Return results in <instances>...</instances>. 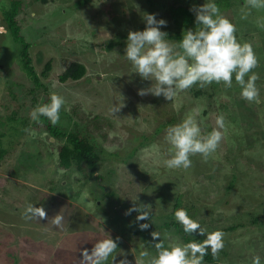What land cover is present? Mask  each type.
Returning <instances> with one entry per match:
<instances>
[{
	"label": "rangeland",
	"instance_id": "374dc122",
	"mask_svg": "<svg viewBox=\"0 0 264 264\" xmlns=\"http://www.w3.org/2000/svg\"><path fill=\"white\" fill-rule=\"evenodd\" d=\"M9 1L0 0V27L7 31V35H0V150H5L0 153V178L6 179L5 185L0 186V264H79L83 249H91L98 239L117 237V251H120L116 255L125 253L135 264L141 252L155 255V249L149 244L153 231L159 232L162 238L165 233H171L183 242L184 233L175 228L165 229L167 223L176 222L174 213L179 195L182 203H178V209H186L194 220L208 215L206 219L214 230L246 224L225 233L224 240L230 246L224 242V250L229 255L221 256L219 264H243L247 260L251 264L258 242V252H264L260 249L264 244V238L259 237L262 232L246 223L258 213L264 214V158L258 161L253 157L260 148L264 156V96H260L262 106L257 110L251 107L249 111L244 104L233 106L229 95L222 96L219 102L209 96L198 98L193 93L197 86L193 87L194 91L188 90L190 93L178 95L182 101L178 106L163 97H141L138 90L150 86L151 82L142 81L123 58L127 39L121 38L123 45L108 48L116 37L145 25L146 14H155L157 20L164 19L167 26L161 31L170 38L176 32L170 6L177 0H48L47 3L20 0L21 10L15 18L19 36L30 44L32 66L46 90L31 81L22 69L23 46L13 36L4 14L6 8L13 7ZM217 1L212 0L216 4ZM205 2L209 0H180L177 5L191 9ZM244 3L245 0H233V5L221 12L236 25L238 39L252 44L259 59L258 68L264 70V29L256 24L257 19L264 18V9H254L242 20ZM48 63L51 71L44 77L42 72ZM72 63L85 65L86 76L80 81L61 83L59 76ZM260 82L263 85L259 91L264 87V80ZM221 89L225 90L219 86L215 97L222 95ZM52 91L67 102L57 125L90 135L101 156L96 172L85 181L86 194L81 196L65 195L66 191L74 193L77 180L68 181L67 173L60 175L54 169L59 148L66 142L51 138L48 145L49 133L39 135L37 130H32L31 134H24L17 130L22 129L19 127L22 112L29 114ZM117 104L122 109L114 115L110 109ZM18 108H21L19 116L16 115ZM251 109L259 117L244 130L233 128L231 131L227 127L218 149L207 162L196 155L191 157L192 167L186 171L165 167L164 161L170 158L166 130L179 123L185 114L191 113L202 134H207L216 127L217 115L223 113L227 122L232 116H249ZM15 115L16 122L12 120ZM96 116L97 122H94ZM243 133L247 136L240 139ZM143 137L147 140L141 147ZM239 154L255 160L241 161ZM234 173L239 174L243 185L237 184V188L228 192L226 187ZM77 175L80 179L81 174ZM177 175L181 178L186 175L187 182L183 184ZM49 187L56 188L57 193L45 199ZM80 198L87 211L74 207V216L69 211L63 215L60 201L77 204ZM28 204L44 207L47 219L40 222L22 219ZM134 204L149 205L150 220L139 222L149 223L147 230H140L136 221L138 213L125 215ZM57 214L64 217L63 230L50 226L49 220ZM81 215L86 219L85 227L79 224ZM205 222L201 226L211 230ZM72 224L79 226L71 229ZM40 241L42 250L31 246ZM245 246L249 249L242 250ZM122 258L117 256V261ZM260 258L263 264L264 257ZM144 259L147 261L148 257Z\"/></svg>",
	"mask_w": 264,
	"mask_h": 264
},
{
	"label": "clouds",
	"instance_id": "9594fccd",
	"mask_svg": "<svg viewBox=\"0 0 264 264\" xmlns=\"http://www.w3.org/2000/svg\"><path fill=\"white\" fill-rule=\"evenodd\" d=\"M264 9V0H245L241 8V19L246 20L252 10ZM195 15V29L189 28L182 33V39L171 43L168 34L161 31L167 26L164 19L157 20L155 14L144 16L145 28L142 31H129L123 58L132 66L135 74L142 81H149L150 86L138 90V95L163 97L170 102L183 92L198 86L201 89L213 83L230 89L233 84L240 88V97L248 103H261L260 91L257 87L259 74L254 71L259 66V59L251 43L241 42L237 37V27L221 13L219 6L209 0L201 6L190 9ZM257 27L264 29V18L257 19ZM0 35H7L5 28L0 27ZM63 96L55 91L49 93V102L38 104L29 113L32 121L39 122L45 117L53 126L60 121L61 110L66 105ZM120 105L113 106L110 111L115 115L121 111ZM216 127L207 134H202L201 127L191 113L177 124L169 126L165 140L169 144L170 158L164 161L169 170H188L192 167L191 157L200 155L205 162L216 152L227 131L226 117L223 113L215 118ZM31 134L30 129H25ZM152 147H156L153 145ZM146 151V150H144ZM149 205L141 204L129 208L125 215L138 213L136 221H148L151 218ZM25 221L47 219L44 207L28 204L21 214ZM175 221L183 232L192 237H204L184 243L165 233L163 238L159 232H151L150 246L155 255L144 251L135 264H204L205 257L211 251L214 259L225 248V233L220 230L209 232L201 224L192 219L187 210L180 208L174 213ZM52 225L63 230L64 217L61 214L51 218ZM149 223H139L140 230H147ZM119 237L98 239L91 249L81 251L79 264H132L124 253L114 255L118 249ZM117 256L123 257L117 261ZM145 257H148L145 261ZM251 264H261L259 255H253Z\"/></svg>",
	"mask_w": 264,
	"mask_h": 264
},
{
	"label": "trees",
	"instance_id": "16d2710c",
	"mask_svg": "<svg viewBox=\"0 0 264 264\" xmlns=\"http://www.w3.org/2000/svg\"><path fill=\"white\" fill-rule=\"evenodd\" d=\"M178 1H180V0H177L174 5L170 6V12H171L172 18L176 24V32L174 35H170V38L168 35V38L174 40V42L180 41L182 39V33L185 30H187L189 28L195 29V27H196V25L194 24V20H195L194 13L192 11H190V9L187 8L186 6L177 5ZM9 2L12 3L13 7L12 8H6L4 14L6 16V20L9 24V27L11 28L13 36L23 46L22 51L20 52L21 61L23 62L21 64L22 69L29 76L31 81H33L36 85H38V87H41L44 90H46V87L40 84L39 76H38L37 72L35 71V68L32 66V58H31L30 53H29L30 44L25 40V38H23V36H19L20 35V28H19L18 22L15 18L21 10L19 7L21 4L20 0H10ZM43 2L47 3L48 0H43ZM217 4H218L220 10L223 11L225 9H229L233 5V0H231V1L230 0H219V1H217ZM229 20L232 22L231 19H229ZM145 26L146 25H143L141 27H137V31L144 30ZM127 35L128 34H123L121 36L116 37V39L112 40V42H110L108 44V48L113 49L116 47V45H123L121 38L127 39ZM50 71H51V65H50V63H48L45 67V70L42 72V76L47 77V74ZM254 71H256L260 76V79L256 82L257 87L260 88V85L261 86L263 85V84H261L260 81L264 80V70L257 67ZM86 74H87V68L85 65L80 64V63H72L69 66H67V68L59 76V81L61 83H67L69 81H73V82L80 81L81 79H83L86 76ZM219 86H222V85H217V84L213 83L211 86L206 87L204 89H201L197 86L196 90L194 88L192 90L193 91L195 90L193 93L196 94L198 96V98H199V96H201V97L202 96H209V98L214 99L215 102H219L220 99L222 98V96L227 97L229 95L230 103H232L233 106H235L236 104H244V106H246L245 110H247V111H249L251 107L253 109L257 110L259 107L262 106V104H260V103H259L258 107H256L257 106L256 103H251V105H250V104H248V102L241 99V97L239 95L240 88L238 86L235 87V83L233 84V87L230 89H225L224 91L221 89L222 95L219 94V95H216L217 97H215V94H217L219 92L218 91ZM260 91H261L260 96H264L263 95L264 94V87H261ZM186 93H190V91H186ZM33 102H36L35 99ZM48 102H49V96L45 95L44 97H42V100L39 101L37 104H44V103H48ZM173 102H175V104L177 106L182 105V101L180 100V97L178 98V96L174 99ZM19 109H21V108H18L17 114L15 113L17 116H19L18 114L21 112ZM227 109L229 111H231L230 107H227ZM253 109H251L249 116H240V117H238L239 115L236 117L232 116V119L227 121L228 128L231 131L233 130V128L234 129H241L242 128L244 130V127L247 126L248 124H251L254 118L259 117V114H257V112H255V111H253ZM16 115L12 118V120L13 121L15 120V122H16ZM21 119H22V122H21V125H19V127H21L22 129H17L19 133H21V132L24 134L29 133V132H26L25 129H30L31 131L37 130L38 134L44 133V132L49 133L50 138L46 135L48 137V139H47L48 145L50 144L49 140L51 138H53L57 142H63V141L66 142L65 144L61 145L59 148L58 160L56 159V164H55L54 169H56L57 173L60 175L61 174L66 175V173H67L68 174V177H67L68 181L69 180H72V181L77 180V183L74 182V185H75L74 187H76V189L74 190V193H72L73 191H66L65 195H69L72 198L73 195L74 196H77V195L81 196V195L86 194V193H84V190L86 192L88 187L86 186L85 181H89V179L92 178L94 172H96V170H97L98 162L101 160V156L97 150L96 143L92 139V137L90 135H87V134H84V133L78 131V129L71 130L68 128V126H65V125L64 126H60V125L53 126L51 124V122L49 120H47V118H45V117H40L39 122H35V121H32L30 119L29 114L22 112ZM94 122H97V116L94 117ZM32 123H33V125H32ZM15 132H17V131H15ZM39 135H41V134H39ZM242 136L246 137L247 134L245 135L243 133L241 136H239V138L241 139ZM36 137H37V135H36ZM36 137H35V139H36ZM146 140L147 139L145 137H143V139H141V142H140L141 147L146 145L145 144ZM247 141L251 142L250 140H247ZM0 153L1 154L5 153V150L4 149L0 150ZM261 155L263 156L261 148L258 152L253 153V157L257 158L258 161H261L264 158V156L262 157ZM245 156H247V155H245ZM238 157L241 158V161H243V160L250 161L251 160L250 157H244L243 154H239ZM254 160L253 161L251 160V161L254 162ZM179 171H181V170H179ZM245 172L248 173L247 170H245ZM79 173L81 174L80 179L77 178V176H78L77 174H79ZM70 174H72V175H70ZM241 174H243V172H241L240 175ZM232 176H233L232 181H230L226 187V190L228 192L237 188V184L240 187L243 185L241 183V180H239V174L238 173H234ZM177 177L179 179H182L183 184H185L187 182L186 175H182V178L179 177L178 175H177ZM5 183H6V179L0 178V186H4ZM186 188H188V187H186ZM77 189H79V190H77ZM47 191H49V192L45 193V199H47L51 194L57 193L56 188H50L49 187L47 189ZM178 203H180V204L182 203V195H179L178 199L176 200V206H175L176 208L175 209H178V207H177V206H179ZM60 204L59 205L61 207V210H63V212H62L63 215L65 214V212L69 211L74 216V213H73L74 207L80 208L84 211H87V208H85V205L81 202V198L79 200H77V204H74L72 202L70 204H64V202L62 200L60 201ZM75 205H77V206H75ZM198 211L201 212V210H198ZM83 217H84L83 215L79 216L78 220H79V224L81 223L82 227H85L86 219H84ZM206 218H208V215L206 216ZM206 218H204V219L199 218V220L197 219L196 221H198L201 224V222L203 220H206L207 222H205V224H207V227H211V230H209V232L216 231V230H214V227L212 226V223L209 221V219L207 220ZM237 220H238V218H237ZM248 222H249V224L256 226L257 230H259V232H262L261 236H259L260 239L262 240V238H264V214H263V211L258 213V215L256 217H253L252 219H250L246 223H248ZM218 223L220 224L221 222H218ZM73 224L70 227L71 229H74V227L79 226V225L75 226ZM51 225H52V223H50V226ZM245 225L246 224H242V223L239 225L237 224L236 226L231 225L227 228L220 229V231H223L224 233H226V232L234 231L239 226L243 227ZM172 228H175L176 230L180 231L181 233H184L182 230V227L176 222L167 223V227L165 229L170 231V230H172ZM134 233H136V232H134ZM193 239H196L197 241H202L204 239V237H200V236L192 237V236L186 235L185 233L182 236L183 242H186V243L190 242ZM262 241H264V240H262ZM224 242L228 244V247L230 246L229 242H226L225 240H224ZM256 244H257V250L253 253V255H259V256L264 257V252H258V247L260 246V243L258 242ZM262 245L263 246L260 249H264V244L262 243ZM31 246L33 248H36L37 246H39V247H41V250H42V242L41 241L37 244L34 243ZM11 248L16 250V251L22 250V249H15L14 247H11ZM246 249H249V247H247V246L242 247V250H246ZM43 250H45V249H43ZM119 251L120 250H118L117 252H119ZM116 253L114 255H116ZM224 255L225 256L229 255V251L228 250L221 251L219 258L214 259L211 255V251L209 250V254L205 257L204 264H219V260L221 259V256H224ZM243 264H250V260L249 261L248 260L243 261ZM263 264H264V261H263Z\"/></svg>",
	"mask_w": 264,
	"mask_h": 264
}]
</instances>
